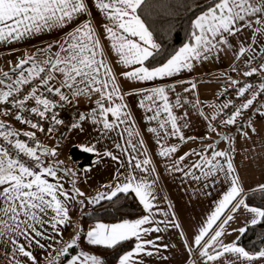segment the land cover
Instances as JSON below:
<instances>
[{"label": "snow or ice", "instance_id": "1", "mask_svg": "<svg viewBox=\"0 0 264 264\" xmlns=\"http://www.w3.org/2000/svg\"><path fill=\"white\" fill-rule=\"evenodd\" d=\"M91 4L103 17L102 34L94 25L87 0H0V45H14L41 35L62 33L58 39L38 49L44 59L35 54L26 55L12 69L15 77L4 72V78L0 79V106H10L0 107V115H11L35 130L21 133L0 120V248L9 246L8 254L0 264H39L31 249L51 247V244L42 242L46 240L59 243L57 237L62 238L63 229L71 224L70 204H84L83 200L76 199L84 197L85 193L75 187L74 179L71 193L60 183L63 178L59 175L61 171L65 175L71 173L73 177L75 173L71 169H61L62 161L53 163L45 159L55 158L57 151L37 140L36 132L45 131L39 123L41 120H51L54 125L63 123L54 111L58 107L74 104L81 97L91 99L94 95L99 96L94 107L88 113H80L79 120L72 123L70 129L83 131L81 122L90 121L100 140L111 139L120 155L110 150L98 153L95 144L91 143L81 145V150L95 153L101 159L108 157L117 161L125 171L118 170L114 186L105 185L109 192H100L87 202L100 204L103 200L112 201L118 194L131 193L146 214L135 221L96 223L84 236L88 245L114 249L123 242L134 240V248L121 255L118 264H143L144 256L154 255L149 248L157 252L160 248L156 243L159 236L155 239L146 237L166 231L169 223L180 228L174 217L172 221L155 219L162 212L154 203L158 174L151 166L152 157L125 101L127 95H136L137 107L145 114L144 120L149 125L146 131L155 136L157 155L171 161L167 166L169 173H183L192 181L203 182L205 189L222 182L229 184L192 244L185 240L189 256L197 249L201 264H216L226 257L229 258L224 260V264H264V248L249 251L235 241L225 244L222 239L226 234L225 226L241 207L252 215V226L264 225V208L249 206L242 198L243 189L233 163L235 149L217 150L214 144H208L203 151L192 150L177 157L175 154L182 144L203 139L185 137L183 129L189 127L188 113L177 115L174 111L189 101L179 94L174 100L170 98L169 92H175V86L123 92L101 39L103 35L119 66L126 69L119 76L130 83L143 84L178 76L185 70L192 71L199 63L219 59L226 50L232 52L236 61L243 58V75L252 77L264 73V42L256 41L257 33L264 34V0H206L207 6L191 20L188 42L158 66L146 63L155 60L162 48L144 17H151L160 9L173 14L168 9L176 7L174 3H166L165 0H91ZM183 6L186 11L191 8L188 3ZM82 16L87 18L81 20ZM252 17L256 19L253 21ZM253 23L259 27L254 28ZM245 29L253 33L252 42L246 44L241 41L239 47L234 48L230 39L238 38ZM232 71L237 69L233 67ZM228 81L235 88L239 104L234 105L232 100H228L219 106L216 115L208 117L199 109V100L191 103L198 115L208 121L209 132L217 131L213 121L222 126H237L243 114L264 95V77L256 86L252 83L240 85L231 77ZM196 87V83L191 82L184 92H192ZM30 102L34 106L28 107ZM227 109L232 110L224 118L223 113ZM261 109L264 105L255 114L264 118V110ZM153 122L157 126H151ZM247 127L256 133L251 121ZM53 131L54 127L47 129L49 134ZM237 131L248 138L243 125L237 126ZM21 135L27 140L20 139ZM218 135L221 142H230L227 135ZM173 139L176 143H170ZM192 156L197 159L185 163ZM260 189L264 191V184ZM161 224L165 227L162 228ZM247 230L242 227L235 231L244 235ZM80 240L78 231L53 257V261L59 264V258L68 256L70 250L78 247ZM163 247L167 249L168 246ZM67 264H104V261L97 255L80 251L71 255Z\"/></svg>", "mask_w": 264, "mask_h": 264}, {"label": "crops", "instance_id": "2", "mask_svg": "<svg viewBox=\"0 0 264 264\" xmlns=\"http://www.w3.org/2000/svg\"><path fill=\"white\" fill-rule=\"evenodd\" d=\"M87 2L91 9V18L93 19L94 25L102 34L103 17L96 12L94 6L91 4V0H87ZM85 18L87 17L82 16L80 19L83 20ZM255 19L256 17L251 18L253 21ZM253 27L258 28L259 25H255L253 23ZM61 35L62 33L41 35L27 41H21L14 45H0V67L2 66L6 69V72L9 73L12 71L15 64L26 55L35 54L39 59H44L43 53H40L38 49L46 47L50 41L58 39ZM252 35L253 33L251 30L245 29L238 38H231L230 42L234 48H238L241 41H244L246 44L251 43ZM101 39L103 41L105 51L107 52L108 59L112 63L113 70L118 76L123 92L127 93L132 89L157 86H163L166 89H169L170 86H175L176 91L169 92L170 98L174 100L175 96L179 94L183 98H187L189 101V104H185L183 108L174 111H176L177 115H181L184 112L188 113L187 122L189 127L183 129L185 137L191 136L203 139L189 140L187 143L182 144L180 150L175 154L177 157L192 150L203 151L205 146L208 144H214L217 150H231L229 143L221 142L219 140L218 134L227 135L229 137V135H231L230 133H234L236 134V137H238L240 134L237 131V126L224 128L223 130L217 129L214 133L209 132L207 128L208 121L198 115L197 110L191 107V103L199 100V109L202 110L208 117L214 115L220 106L219 100H221L225 94L229 93L233 89V87L229 84L228 78L231 77L233 79L231 71L233 67L236 68L243 63V58L240 61H236L232 52L226 50L220 54L219 59H209L206 62L199 63L192 71L185 70L178 76L165 78L163 80L158 79L143 84L130 83L119 76V73L125 71L126 69L119 66L116 56H114L109 50V42L103 38V35H101ZM256 41L257 43L263 42L264 34L257 33ZM13 73L14 72L12 71L10 74L15 77V73L14 75ZM0 77L2 76L0 75ZM261 77H264V74L259 76L260 80ZM181 81L184 83H180ZM191 82L196 83V89L192 92H184L185 88L190 87ZM225 89H227V91H225ZM98 98V95L92 96L91 99L81 97L76 103L72 104L75 110L74 122L79 120L80 113H88L89 110L94 107V102ZM125 101L128 103L132 115L135 117L136 123L148 148L149 155L152 157L153 164L151 166L156 168V172L158 174L156 185L157 199L154 203L156 204L157 209L162 210V212L156 215L155 219L172 221L174 217V222L180 224V228L177 229L172 226V223H169L166 226V231L153 233L151 236L146 237L147 239H155L159 236L160 239L157 240L156 243L160 245V248L158 252L155 249L149 248V250L154 251V255L151 257L144 256L143 264H201V258L198 256L197 249H194L192 255L189 256V252L185 247V240L188 244H192L194 236L198 233L199 228L206 222L207 217L214 210L217 203L222 198L223 193L229 188V184L227 182H222L205 189L203 188V182L192 181L186 178L183 173H169L167 171V166L171 163V161L163 159L157 155L155 136L146 131V128L149 125L144 120L145 114L137 107L138 97L136 95H127L125 97ZM261 105H264V95H261L254 103L253 107L246 112V115L242 116V118H240L237 122V125H243V130L247 131L248 129L246 128V125H248L249 121H251L256 129V133H253L250 129L248 138L239 136L241 137L240 139L242 142L241 147H236V151L233 153V163L240 178L241 187L243 189L242 198L244 200L248 195H250V193L261 191L260 185L264 184V118L255 114L257 109L261 108ZM31 106L34 105L30 102L28 107ZM109 119L111 120L112 118L109 117ZM0 120L9 124L12 128L19 130L21 133L25 132V130L27 132H31L29 128L26 129L22 127L21 124L17 123V121H9L5 119L3 115H0ZM81 123L83 131H80L79 129H70L69 125L62 133H59L56 136L40 133L36 134V138L46 147H48L47 144L52 142L53 138L56 137L58 141H67V149H69V146H77L80 148L81 145L91 143L95 144V148L98 153L108 150L109 143H106L105 147H103L102 143L99 145L97 142L98 140L99 142H107V139L100 140L90 121ZM180 123L183 124L184 121H180ZM151 126L155 127L157 125L153 122ZM112 135L115 136V134ZM236 137L235 143H237ZM20 139L27 140V138H24L23 135H21ZM28 142L32 143L31 141ZM170 143H176V140H170ZM90 154L95 155V158L92 163L87 166V168H79L77 163L74 162H72L74 165L70 164L69 167L78 178L75 187L79 188L80 191L85 194H87L88 191L95 189V185L98 184H100V186L106 184L115 185V183H117L116 177L118 170L119 172L125 171L124 168L120 167V164L117 161H112L108 157L101 159V157L95 153ZM113 154L120 155L117 149H114ZM64 155V152H60L55 158L45 159L53 163L56 161H62V165L66 166L64 169H68L67 161ZM195 159H197V157L192 156L188 161H185V163H189L191 160ZM97 161H100L99 164H97ZM73 166L78 167V169L76 168L77 170L75 171ZM59 175L63 177L60 180V183H62L64 188L71 193L73 188L72 180L74 177L71 173L65 175L63 171H61ZM91 178H94V182L91 181ZM85 196L76 198L77 200H83V205L76 202H72L70 204L69 215L71 217V224L63 229L62 238L57 237V239L60 240L59 243H55L52 240H46L42 242L45 244H51V247L41 249L37 246L31 249L37 256L39 264H50V262L51 264H56V261H53V257L57 256V253L65 246V243L69 242L78 231L81 235V240L78 241V247L74 250H70L68 256L60 257L59 264H67L71 255H76L82 251L81 246L83 240L86 242L84 239L86 232L97 223L93 222L88 226L82 225V217L88 214L90 209L94 206L93 204L86 202ZM165 213L167 215H165ZM233 215L234 219L229 223V225L225 226L226 234L222 237L225 244H230L234 241L237 242L240 237V233L235 230L251 226L250 220L252 219V215L243 207H241ZM160 226L162 228L165 227L163 224ZM181 232L184 234L183 237L181 236ZM164 245L168 246L167 249L163 247ZM8 248V245L0 248V260L8 254ZM164 257H167V259H164ZM228 258L229 257L222 258V260L216 262V264H224V260ZM28 264H31V262H28ZM116 264H118V262Z\"/></svg>", "mask_w": 264, "mask_h": 264}, {"label": "trees", "instance_id": "3", "mask_svg": "<svg viewBox=\"0 0 264 264\" xmlns=\"http://www.w3.org/2000/svg\"><path fill=\"white\" fill-rule=\"evenodd\" d=\"M165 2L174 3L176 5V7L168 9V12L173 14H166L163 9H160L157 14H154L151 17H144L150 26V30L154 33V38L162 48L161 54L158 55L155 60L146 62L150 66H158L159 63L164 62L184 43L188 42L191 20L195 15L199 14L202 8L207 6L206 0H165ZM185 3L191 5V8L187 11L183 6ZM262 74L264 73L257 75L255 78L258 83H260L259 76ZM234 92L235 88L225 94L223 98L233 94ZM223 98L219 100V103L223 101ZM244 115H246V113H244L243 116ZM3 117L9 121L16 122V120L10 115ZM18 123L21 124L20 122ZM72 123H74V117L69 125ZM21 125L22 127L27 128L24 124ZM69 125L62 127L57 134L62 133ZM232 127L234 126H227L226 128ZM44 129L45 131L40 133L48 134V125H46ZM57 134L48 135L56 136ZM67 154L71 158L72 162L77 163L79 168H87V166H89L95 158V155L84 152L77 146L68 149ZM245 201L249 206L264 208V191L250 193V195L245 198ZM145 214L143 206L139 203L134 194H118V196L113 198L112 201L103 200L100 204H95L90 209L89 213L82 217V225L88 226L93 222L113 224L120 223L125 220L135 221ZM246 228L248 229L246 233L244 235H240L237 240L239 246H242L249 251H256L264 248V225H251ZM134 245L135 241L133 240L123 242L114 249H105L103 247L88 245L83 240L81 248L82 251H85L90 255L99 256L104 261V264H116L119 257L124 253L131 251L134 248Z\"/></svg>", "mask_w": 264, "mask_h": 264}, {"label": "built area", "instance_id": "4", "mask_svg": "<svg viewBox=\"0 0 264 264\" xmlns=\"http://www.w3.org/2000/svg\"><path fill=\"white\" fill-rule=\"evenodd\" d=\"M236 69H237V71H235V72L231 71V76L233 77V79L239 81L240 85H243V84H246V83H252L254 86H256V85L259 84L258 81L255 80L257 75H254L252 77H245L243 75V71L245 70L243 63L241 65H239L238 67H236ZM259 74H261V73H259ZM240 85H238V86H240ZM228 100H232L234 105L240 103V100L236 99V91L233 94H231V95H229L227 97H224L223 101H221L219 104L221 105V104H223L224 102H226ZM0 107H10V106H0ZM231 110L232 109L224 110L223 117L226 118ZM54 111L57 114V119H60V120L63 121L62 124L54 125L51 120H41V121H39L40 125L43 128H45L46 125H48V128L49 127H54V131L52 133H50V135L51 134H53V135L57 134V132L59 130H61L62 127L66 126V125H69L71 123L73 117H74V112H75L74 106H72V104H64V106L62 108L58 107ZM216 114H217V111H216V113L214 115H216ZM29 118L35 120V118H33V117H29ZM212 123L216 127V129H222L223 130L224 128L227 127V126H222L218 121H213ZM24 125L27 128H30V126H28L26 124H24ZM31 130L35 131L33 129H31ZM36 133H40V132H36Z\"/></svg>", "mask_w": 264, "mask_h": 264}, {"label": "rangeland", "instance_id": "5", "mask_svg": "<svg viewBox=\"0 0 264 264\" xmlns=\"http://www.w3.org/2000/svg\"><path fill=\"white\" fill-rule=\"evenodd\" d=\"M256 25V24H255ZM4 72H6V69L5 68H3L2 66L0 67V75L2 76V77H0V79H3V73ZM10 73H12V71L11 72H9V75H11L12 76V74H10ZM13 75H14V73H13ZM11 82V81H10ZM9 81H8V83H10ZM18 123V122H17ZM247 126V125H246ZM248 130H247V132H248V134L250 133L249 131H250V129L248 128V127H246ZM27 129V128H26ZM25 132H27L26 130H25ZM231 135H229V137L231 138L230 139V142H229V146H230V148L232 149V148H234L235 149V151H236V147H238L239 146V148L241 147V144H242V142H241V137H239V136H241V135H238V137H236V134H234V133H230ZM235 137L237 138L236 139V142L237 143H235ZM68 143H70V142H68ZM99 143V145H101V143H102V146L103 147H105V145H106V143H109V148H108V150H110V151H114V146H113V143H112V140H109V139H107V142H105V141H102V142H98ZM67 141H65V140H63V141H58V139H56V137L55 138H53V141L52 142H49V144H47V146H48V148H55L56 149V151H57V154L58 153H60V152H64L65 153V158H66V161H67V168L68 169H70L69 167H70V164L71 165H74L73 163H72V161H71V158L68 156V154H67V151H68V149H67ZM71 148V146H69V149ZM93 155V154H92ZM65 161V162H66ZM60 167L61 168H66V166H63V165H60ZM74 167V170L76 171L77 169H78V167H75V166H73ZM77 168V169H76ZM73 179H75V184H76V182L78 181V178L76 177V175L74 176V178ZM93 179L94 178H91V181L92 182H94L93 181ZM106 185H108V184H106ZM112 186H114L113 184H111ZM96 186V188L95 189H93L92 191H88V193L87 194H85L86 196H85V200H86V202L88 201V199H90V198H93V197H95L98 193H100V192H109L110 191V189L109 188H106L105 187V185H102V186H100V184H98V185H95Z\"/></svg>", "mask_w": 264, "mask_h": 264}]
</instances>
